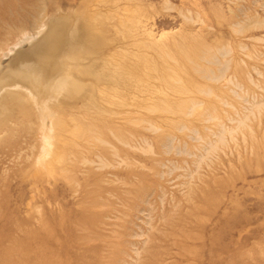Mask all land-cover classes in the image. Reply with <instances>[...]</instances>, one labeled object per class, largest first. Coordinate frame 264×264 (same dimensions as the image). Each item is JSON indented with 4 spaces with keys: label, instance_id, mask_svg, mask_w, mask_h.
<instances>
[{
    "label": "rangeland",
    "instance_id": "374dc122",
    "mask_svg": "<svg viewBox=\"0 0 264 264\" xmlns=\"http://www.w3.org/2000/svg\"><path fill=\"white\" fill-rule=\"evenodd\" d=\"M3 7L1 60L23 32L94 9L87 50L131 42L148 90L122 103L76 90L53 109L64 129L46 164L31 87L0 93V264H264V0Z\"/></svg>",
    "mask_w": 264,
    "mask_h": 264
},
{
    "label": "bare ground",
    "instance_id": "6f19581e",
    "mask_svg": "<svg viewBox=\"0 0 264 264\" xmlns=\"http://www.w3.org/2000/svg\"><path fill=\"white\" fill-rule=\"evenodd\" d=\"M5 9L6 7H3L0 10V14L8 17L9 14L7 15ZM100 15L99 11L97 12L93 9L83 14V17L76 16V18H66L65 16L63 19L60 17V19L57 18V21L52 20V22L49 21L46 24L44 23V29H41L40 23L35 31L37 29L41 31H34L37 34L36 38L29 40L28 36L30 34L23 32L26 38H23V41L20 39L22 43L17 46L9 47L11 50L6 54L8 57H5L4 60L0 59V93L3 92V90L4 93H8L10 90L8 85L10 83H12L13 86L23 85L24 87H31L32 89L34 94L32 98L36 101V105H38L37 107L41 117L39 120H42V129L40 130L42 131L41 137L44 146L42 147L45 150H40L45 152L41 160L44 164H46L45 162H49L46 157L53 154L51 151L54 152L53 147H56L55 140H57V135L53 134L56 132L54 128L56 129L58 127L62 130L64 129L61 119L59 117L55 119L56 115H58L56 114L58 111L55 112L53 109L56 108V106L60 107L67 104L76 90L84 91V93L88 95L86 96L88 97L86 98L87 101H95L96 99L104 97L110 98L111 101V98L112 100L118 98L121 100V98L126 97L130 98L134 96L135 93H139L145 89L143 85H141L142 83L140 84L141 87L135 84L137 83V79L135 78L139 76L135 74V77L133 74V70L135 69L134 66H137L140 62V67V64H142L140 59L144 56H142L141 52V57L138 59L139 62L137 65H134L136 64L134 62L137 61L131 57V55L133 56V52L130 50L131 42L120 46L118 49H116V46V50H111V54L106 55L105 53L103 56H99V54L94 51L95 49L92 48V45L97 43L100 31L102 32V29L100 30L96 23ZM144 32L146 33L147 30H144ZM88 47L94 50H87ZM119 49L125 51L126 54L124 55L127 56V59L119 63L117 60L116 64L107 62L109 59H115L117 53L120 51ZM137 55L140 56L139 54ZM87 56L89 59L84 60ZM145 65L146 64L142 67H145ZM81 75L85 76L86 79H90L91 81H89L91 84L87 83L86 81L88 80L85 81ZM143 82L145 81L143 80ZM140 88L143 89L140 90ZM135 90L137 92H135ZM112 91H115V94L111 96ZM144 91L142 93H144ZM16 98L14 100H16ZM123 100H121V103ZM129 104L128 102V106L131 107ZM128 106L125 107L128 109ZM28 109H30V107ZM68 128L69 127H67V129Z\"/></svg>",
    "mask_w": 264,
    "mask_h": 264
}]
</instances>
